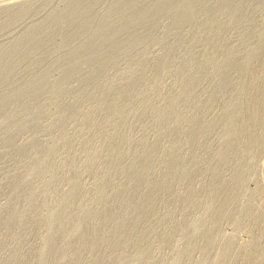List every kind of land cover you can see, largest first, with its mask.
<instances>
[{"label":"rangeland","instance_id":"374dc122","mask_svg":"<svg viewBox=\"0 0 264 264\" xmlns=\"http://www.w3.org/2000/svg\"><path fill=\"white\" fill-rule=\"evenodd\" d=\"M0 264H264V0H0Z\"/></svg>","mask_w":264,"mask_h":264}]
</instances>
